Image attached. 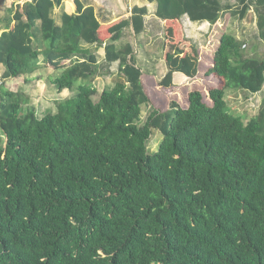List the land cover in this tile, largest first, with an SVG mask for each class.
Returning a JSON list of instances; mask_svg holds the SVG:
<instances>
[{
  "label": "trees",
  "instance_id": "trees-1",
  "mask_svg": "<svg viewBox=\"0 0 264 264\" xmlns=\"http://www.w3.org/2000/svg\"><path fill=\"white\" fill-rule=\"evenodd\" d=\"M148 1L165 25L161 80L137 66L130 43L117 45L129 28L145 31L146 7L109 23L77 1V14L64 12L58 25L63 0H33L8 18L0 37V264H264V100L245 123L226 99L228 90L264 89V60L247 57L228 31L253 6L264 43V0ZM184 16L224 21L213 54L205 58L187 37ZM103 46L107 63L121 67L100 91L93 81ZM41 56L61 72L52 80L59 91L76 88L43 117L9 86L32 78ZM199 75L206 91H189L186 104L168 97L179 78ZM154 131L163 138L151 153Z\"/></svg>",
  "mask_w": 264,
  "mask_h": 264
},
{
  "label": "crops",
  "instance_id": "crops-1",
  "mask_svg": "<svg viewBox=\"0 0 264 264\" xmlns=\"http://www.w3.org/2000/svg\"><path fill=\"white\" fill-rule=\"evenodd\" d=\"M107 1H111V0H100L99 3H96L94 1L96 3V5L94 7H95L96 14H97L99 20L100 21H106L109 23L116 22V21L123 19V18L130 19L132 17L133 9L135 7H140V8L146 7L148 9V15L145 17V31L137 36L134 32L133 27H131L128 30H126L123 39L120 42H117V45L121 46V45L130 43L133 46V43H134L136 47L133 46V48H134V54L136 57L137 66L139 68H141L143 70V72L155 75L157 80L163 79L166 76L168 70H167L166 63L163 59V52H162L164 38H165V34H164L165 25H164V21L162 19H160L156 14L157 9H158V4L156 2L150 3L148 0H144L140 3L141 5L137 2H135L133 5L129 6L128 1L134 2V0H128V1L127 0H115V2L117 3V5L119 7H114V6L106 5ZM221 1H222L223 5H229V4L234 5L235 4L234 0H221ZM97 7L99 8V10H97ZM64 12L69 14V15H76L77 14L76 5L71 0H68V1L63 2L60 6L55 7L53 15H54L55 20L57 21L58 25H61V23H62V14ZM252 13H254L253 21H255L256 26H257V30H258L259 18L257 16V14L255 13V9L253 6L250 9H248L244 18H240V17L233 18L231 20V23L229 26H231L234 23V21H244V22L247 21L249 18V14H252ZM102 14H104V15H102ZM150 19L153 23L152 25L155 27H162V32H163L161 40L159 41V46L154 48L155 53L152 52V54L149 52L153 48L148 47L147 44H144L145 41L141 42V37L144 34L149 33V32H147V31H149L147 20H150ZM181 23L183 25V28H184V31H185L187 37L197 47H199V45H200L197 41V39L199 38V33L201 32V35H202V31L204 29H208L207 31L209 32L211 27L216 28L218 25V24L211 25L209 22H192L188 16H184L181 19ZM3 30L0 32V37L3 33ZM207 31H206V34L208 33ZM213 32L215 33L216 29L213 30ZM206 34L204 36H206ZM127 36H131L133 38V41H132L133 43L126 40ZM137 37H139V38L137 39ZM256 39L258 41H260L261 43H263L259 39V30H258V34L256 36ZM257 40H255V41H257ZM149 43H151V41ZM209 44H212V42ZM83 47L85 49H91V48L94 49V48H96V45H86L85 44V45H83ZM141 47L143 48L144 51H147L146 47L149 48L147 53L143 54L142 59L139 57V55L137 56V53L140 52ZM245 47H246V45H245ZM199 49H201L202 53L206 52L205 51L206 49L203 46L199 47ZM209 55H211V53L206 52L204 56L206 58ZM96 58H97L98 67L96 68V77L93 81V84L97 88L102 87V88L106 89L109 87H113L117 81V76L120 72V67H121L120 60L112 62L111 64L107 63L106 46H103V47H100L97 49ZM249 58H251V57H249ZM40 66H41V69L34 76H32V78H30V79L21 78L20 79V81H22V84L20 85V87H34L36 83L41 85V83L44 82L43 86H45V83H46L48 85V87H54V89L59 91L57 86H55L52 83V80L54 79V77L60 75L61 72H58L52 68H47V66L45 64V57L44 56H41ZM4 71H5V67L0 64V74H1L0 78L1 79H2V76L4 74ZM200 76L201 75H199V77ZM199 77H197L195 79H198ZM184 79L185 78H183V77L179 78L180 81L178 82V84L181 87H184L188 83V81H186V79L185 80ZM79 84H80V82L78 83V85ZM9 86H10V84H9ZM104 89H102V90H104ZM99 90H101V89H99ZM59 92H60L61 97H59V99L56 100L57 102L65 100V99H69L71 97H74L76 95V88L71 89V90L65 89V90L59 91ZM69 92L72 93L71 97L67 96L69 94ZM57 102L54 103L55 111H56V103ZM55 111L52 110L51 112H55Z\"/></svg>",
  "mask_w": 264,
  "mask_h": 264
},
{
  "label": "rangeland",
  "instance_id": "rangeland-1",
  "mask_svg": "<svg viewBox=\"0 0 264 264\" xmlns=\"http://www.w3.org/2000/svg\"><path fill=\"white\" fill-rule=\"evenodd\" d=\"M142 1L144 0H134V2L128 1V4L129 6L133 5L135 2L140 4ZM106 5L119 7L117 3L115 2V0L107 1ZM97 10H99L98 7H97ZM253 17H254V13L249 14V18L245 22L244 21H234V23L231 26H228V31L229 32L231 31L234 35H236L239 38L241 42H243L246 45L245 53L247 57H258L259 59L264 60V44L256 39L258 30H257L255 21H253ZM223 22L224 21L221 20L218 23L216 28L211 27L209 32L207 31L208 29H204L202 31V35H201V32L199 33V38L197 39L198 43L200 44L199 47L203 46L206 49L205 50L206 52L213 54V52L216 50L218 46V41L220 39L221 34L223 33L222 31L224 30ZM230 23L231 21L229 22V25ZM147 24L149 27V31L147 32L149 33L144 34L141 37V42L145 41L144 44H147L148 47L153 48L149 52L152 54V52L155 53L154 48L159 46V41L161 40L163 32H162V27H155L152 25L153 23L151 19L147 20ZM3 29L4 27L3 28L1 27L0 32ZM215 29H216V32L214 33L213 30ZM206 31L208 32L207 34H206ZM205 34L206 36H204ZM138 38L139 37H137V39ZM126 40L133 43L132 42L133 38L131 36H127ZM150 41L151 43H149ZM211 42L212 44H209ZM133 46L136 47L134 43H133ZM148 47H146L147 51L149 50ZM147 51H144L143 48L141 47L140 52L137 53V56L139 55V57L142 59L143 54L147 53ZM43 83H41V85L36 83L34 87H20V85L22 84V81L20 80L19 81L15 80L14 82L10 83V88L12 90L21 92L31 99L30 104L25 106V110L34 109V111L39 117H43L44 115L48 114L52 110L55 111L54 103L57 102L56 100H58L59 97H61L60 92L54 89V87H48L46 83H45V86H43ZM207 83L208 81L206 82L205 79H203V77L200 76L198 79L188 81L187 85H185L184 87H181L179 85V88H177L173 92H167V95L171 99L172 98L177 99L181 103L186 104L187 93L194 89H201V90L206 91V89L210 87L209 85H207ZM98 88L101 89L100 91L104 89L102 87H98ZM67 96L71 97L72 93L69 92ZM226 99H227L230 112L238 117H241L244 120V122L247 123L253 117L258 115L261 104L263 103V100H264V89L261 93H258V94L244 93L240 90L239 91L238 90H228ZM148 114H149V109L145 108L143 111L144 120L146 119V116ZM173 114L174 112L168 115L167 121L170 120ZM162 138L163 136L160 131L153 132L152 139L150 140L148 144V148L151 153H154L158 150L162 142ZM0 140L2 144L5 145L6 139L1 130H0Z\"/></svg>",
  "mask_w": 264,
  "mask_h": 264
},
{
  "label": "flooded vegetation",
  "instance_id": "flooded-vegetation-1",
  "mask_svg": "<svg viewBox=\"0 0 264 264\" xmlns=\"http://www.w3.org/2000/svg\"><path fill=\"white\" fill-rule=\"evenodd\" d=\"M32 1L33 0H0V28L6 26L8 18L10 17H12V19L14 18L18 5ZM65 1L68 0H63V2ZM77 1L80 4L84 5L85 8L94 7L96 5L94 0H76V5H77ZM10 12H13L12 15L10 14ZM4 31L5 30H3V32Z\"/></svg>",
  "mask_w": 264,
  "mask_h": 264
},
{
  "label": "water",
  "instance_id": "water-1",
  "mask_svg": "<svg viewBox=\"0 0 264 264\" xmlns=\"http://www.w3.org/2000/svg\"><path fill=\"white\" fill-rule=\"evenodd\" d=\"M75 5H76V0H71ZM96 3H99L100 2V0H94ZM76 8H78L77 7V5H76Z\"/></svg>",
  "mask_w": 264,
  "mask_h": 264
}]
</instances>
